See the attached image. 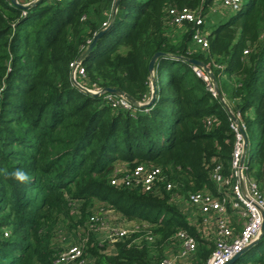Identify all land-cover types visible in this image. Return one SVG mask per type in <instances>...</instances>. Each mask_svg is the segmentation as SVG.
<instances>
[{"label": "trees", "instance_id": "16d2710c", "mask_svg": "<svg viewBox=\"0 0 264 264\" xmlns=\"http://www.w3.org/2000/svg\"><path fill=\"white\" fill-rule=\"evenodd\" d=\"M115 1L43 0L25 10L0 0V264H53L64 251L60 233L90 230L86 221L96 203L105 206L99 217L107 207L153 227L114 241L111 253L89 234L87 264H160L147 232L163 239L181 229L193 232L166 185L187 195L215 189L210 173L217 163L230 172L235 133L222 102L181 57L213 71L245 125L246 173L264 192V0H248L206 29L209 47L200 51L189 47L191 23L184 24L188 31L179 43L172 41L171 10L207 17L215 0H120L114 24L81 63V80L148 102L150 60L165 53L154 65V103L142 108L128 101L129 109L108 92H84L71 76V63L108 23ZM117 163L125 173L141 164L158 166L162 180L145 190L126 185L123 174L114 185ZM15 169L29 179L13 180ZM196 238L195 264H205L214 242ZM236 264H264V235Z\"/></svg>", "mask_w": 264, "mask_h": 264}, {"label": "built area", "instance_id": "2783aa9c", "mask_svg": "<svg viewBox=\"0 0 264 264\" xmlns=\"http://www.w3.org/2000/svg\"><path fill=\"white\" fill-rule=\"evenodd\" d=\"M11 1V0H10ZM22 4H29L34 0H17ZM62 1V0H57ZM12 3V1H11ZM13 4V3H12ZM222 7L239 11L244 0H221ZM214 5L211 10H215ZM171 24L183 25L191 23L193 27L192 39L199 44L201 48L209 47L208 31L206 30L205 16H202L189 8L172 9ZM107 23H105L106 25ZM248 51L246 50L245 53ZM78 59L71 63V76L78 81L84 76V68ZM195 73L207 81L208 88L211 93L217 97L216 88L207 74V72L199 66H194ZM99 91V90H96ZM108 98L115 101L124 109H129L131 104L124 97L108 93ZM240 120V117L236 115ZM231 127L235 133V143L232 153L230 172L225 173V167L222 163H217L210 173V178L215 185V189L205 188L188 194L191 204L199 208L204 215H215L216 219V236L214 242V250L207 259L205 264H228L235 260L236 257L249 246L261 233L264 223V192L259 188L258 184L246 173V159L241 163L244 153V140L242 130H245L244 123L240 120V125L232 120ZM125 184L141 185L145 190H151L162 180V170L158 166H148L145 164L137 165L133 171H127L124 176ZM117 179H112L111 183L116 184ZM173 188L172 183L166 185L167 190ZM230 211L238 215L243 220V230L236 234L231 226ZM105 218L92 217V226L98 227L103 224ZM127 235L125 230H113L110 234L111 240L117 241L124 239ZM148 241L154 240L151 231L147 232L145 237ZM173 239L179 241L181 249L179 257H187L197 251V238L194 232L187 229L177 231ZM67 261L76 262L77 264H87L84 258V252L81 245H75L60 253L53 264H64ZM234 262V263H235ZM232 263V264H234ZM160 264H175V259H164Z\"/></svg>", "mask_w": 264, "mask_h": 264}, {"label": "rangeland", "instance_id": "374dc122", "mask_svg": "<svg viewBox=\"0 0 264 264\" xmlns=\"http://www.w3.org/2000/svg\"><path fill=\"white\" fill-rule=\"evenodd\" d=\"M221 0H215L214 5H216L215 10H211L207 17L205 16V26L206 29L209 31V29L216 28L220 23L227 20L232 14H234L236 11L222 7L220 4ZM248 0H244V4H246ZM188 28L183 25H174L171 27L170 34L171 39L174 43H179L185 33H187ZM190 49L193 51H200L201 46L194 41H190L189 43ZM153 81H157L155 78L154 71L151 72L150 77V88H151V96L153 93ZM80 84L90 90L95 91L96 89L88 87L84 82L79 81ZM158 88V86H157ZM225 98V97H224ZM226 100V98H225ZM227 101V100H226ZM138 105H142L147 102H137ZM117 173L114 175V178H122L123 174H125V169L123 168L122 164L117 163L116 166ZM214 190V189H211ZM168 192L171 193V198L173 204L178 208V210L182 213V215L187 219L189 224L191 225L194 234L196 237H205L207 240L215 242V236H216V219L215 215H204L200 212L199 208L195 205L191 204V202L188 199L187 194L182 193H172V189ZM192 193V191L188 192ZM105 206H101L100 203H96L94 207L91 208V213L89 214V220L86 221V225L90 230H86L85 228L80 226V229L74 228L73 230H70L67 233H64L62 231L60 235L61 243L63 244V250H67L68 248L75 246V245H81L83 248V244L87 243L88 241V235L92 234L94 237V242L97 245L105 246L107 248V252L111 253L113 252V241L110 238V234L113 232V230L121 229L125 230L127 232V235L125 236L123 241H126L128 239H132L134 236L140 235L143 233V230H147L150 226L145 221H139V220H133L129 221L120 214H118L113 209L105 208L103 211H105V221L101 226L93 227L91 225L92 217L99 216L98 213L102 211L101 209ZM231 216V226L233 228L234 233L239 234L243 230V220L241 217H239L236 214H233L232 211H230ZM134 243L140 242L139 237H135L133 239ZM198 243V242H197ZM149 244L153 245V248L155 250L156 254L162 255V260L164 259H175V264H195L197 261V254L199 250V244L197 245V251L195 253L190 254L187 257H179L181 244L179 241L173 239L172 237H168L166 239H163L160 234L155 235L154 240L150 242ZM207 247H210V245H207ZM84 249V248H83ZM87 262L89 263V259L87 256H85ZM237 262V261H236ZM236 262L234 264H236ZM64 264H77L76 262L67 261Z\"/></svg>", "mask_w": 264, "mask_h": 264}, {"label": "water", "instance_id": "95a60500", "mask_svg": "<svg viewBox=\"0 0 264 264\" xmlns=\"http://www.w3.org/2000/svg\"><path fill=\"white\" fill-rule=\"evenodd\" d=\"M13 5L17 6V7H20L22 9H30L31 7L37 5L38 3H40L41 1L43 0H34L32 1L31 3L29 4H22V3H19L17 0H11ZM119 2L120 0H116L115 1V5H114V10L112 12V15H111V18L110 20L108 21V23L105 25V27L100 30L95 36L94 38L89 42L88 46L86 47V49L82 52V54L80 55V57L78 58V61H83L89 54L90 52L93 50V48L97 45V42L98 40L112 27V25L114 24L115 22V19H116V15H117V8H118V5H119ZM165 53L163 52H157L155 53L151 60H150V63H149V70L150 72H153L154 71V65L156 63V60L161 57V56H164ZM181 59L187 61L188 63H190L191 65H194V66H199V67H202L206 72L207 74L209 75V77L211 78L215 88H216V92H217V97L218 99L222 102L224 108L228 111L231 119L236 122L237 124L240 125V120L238 119V117L236 116V114L231 110L229 104L227 103V101L225 100L224 98V95L222 93V91L220 90L219 88V85H218V82H217V79L213 73V71L208 67V65L206 63H204L203 61H200L198 59H194V58H188V57H181ZM72 81L73 83L79 87L81 90H83L84 92L88 93V94H91V95H94V96H100L102 95L104 92H108L110 94H114V95H117V96H120V97H124L125 99H127L129 102L133 103L134 105L136 106H139V107H142V108H147V107H150L152 106V104L154 103L155 99H156V92H157V85H156V82L153 81V93H152V97L150 99V101H148L147 103H144L142 105H138L137 101L135 99H133L132 97H130L129 95H127L126 93L122 92L121 90L119 89H115V88H110V87H106L102 90H99V91H90L86 88H84L80 82L73 76L72 77ZM242 135H243V140H244V153H243V156H242V159H241V163L243 164V162L245 161L246 159V155H247V151H248V137H247V133L245 130H242ZM264 235V223L262 225V228H261V233L260 235L255 239L253 240L249 246L247 248H245L237 257L235 260H237L241 255H243L244 253H246V251H248L251 247H253L254 245L258 244L259 241L261 240V238L263 237ZM235 261H232L228 264H232L234 263Z\"/></svg>", "mask_w": 264, "mask_h": 264}, {"label": "clouds", "instance_id": "9594fccd", "mask_svg": "<svg viewBox=\"0 0 264 264\" xmlns=\"http://www.w3.org/2000/svg\"><path fill=\"white\" fill-rule=\"evenodd\" d=\"M11 178L15 181L25 182L29 179L27 173L22 169H15L10 174Z\"/></svg>", "mask_w": 264, "mask_h": 264}, {"label": "crops", "instance_id": "0c3cea01", "mask_svg": "<svg viewBox=\"0 0 264 264\" xmlns=\"http://www.w3.org/2000/svg\"><path fill=\"white\" fill-rule=\"evenodd\" d=\"M202 238L206 239L205 237H202Z\"/></svg>", "mask_w": 264, "mask_h": 264}]
</instances>
